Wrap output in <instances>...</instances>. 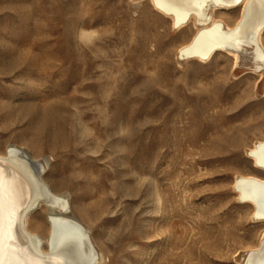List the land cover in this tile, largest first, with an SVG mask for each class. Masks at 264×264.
Here are the masks:
<instances>
[{
    "label": "rangeland",
    "instance_id": "obj_1",
    "mask_svg": "<svg viewBox=\"0 0 264 264\" xmlns=\"http://www.w3.org/2000/svg\"><path fill=\"white\" fill-rule=\"evenodd\" d=\"M193 29L150 0H0V139L37 133L99 264H244L264 234L232 187L263 176L246 152L264 124L231 141L264 120V70L180 59Z\"/></svg>",
    "mask_w": 264,
    "mask_h": 264
},
{
    "label": "bare ground",
    "instance_id": "obj_2",
    "mask_svg": "<svg viewBox=\"0 0 264 264\" xmlns=\"http://www.w3.org/2000/svg\"><path fill=\"white\" fill-rule=\"evenodd\" d=\"M150 3L170 19L173 27L194 28L177 48L180 59L204 62L224 52L236 63L240 53L246 52L255 64L254 71L264 70V0ZM35 123L41 132L42 124ZM263 124L264 120L255 116L244 119L232 127L231 141L237 142ZM36 134L31 138L0 139V264H99L103 251L96 248L95 238L84 223L70 214L61 191L64 180L52 181L47 175L49 161L39 151ZM60 135L52 132L53 142L62 144ZM246 156L252 167L263 174L264 136L252 142ZM232 187L240 202L250 206V217L264 223V176L254 172L238 174ZM38 209L44 223L32 217ZM244 264H264V234L246 250Z\"/></svg>",
    "mask_w": 264,
    "mask_h": 264
},
{
    "label": "water",
    "instance_id": "obj_3",
    "mask_svg": "<svg viewBox=\"0 0 264 264\" xmlns=\"http://www.w3.org/2000/svg\"><path fill=\"white\" fill-rule=\"evenodd\" d=\"M262 175L264 176V173Z\"/></svg>",
    "mask_w": 264,
    "mask_h": 264
}]
</instances>
